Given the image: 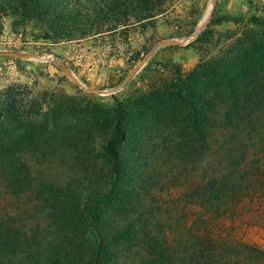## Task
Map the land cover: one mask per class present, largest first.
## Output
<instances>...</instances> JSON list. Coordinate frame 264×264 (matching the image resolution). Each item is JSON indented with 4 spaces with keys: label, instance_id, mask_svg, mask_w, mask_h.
Wrapping results in <instances>:
<instances>
[{
    "label": "trees",
    "instance_id": "trees-1",
    "mask_svg": "<svg viewBox=\"0 0 264 264\" xmlns=\"http://www.w3.org/2000/svg\"><path fill=\"white\" fill-rule=\"evenodd\" d=\"M164 4L165 0H0V19L9 13L14 25L35 20L52 28L47 38L72 40L111 32L101 31L108 22L128 26L127 19L117 16L134 9L137 23L145 27L163 13ZM79 23L87 29L77 31ZM251 24L228 37L217 54L202 57L188 73L173 67L169 82L130 97L126 104L112 96V114L93 109L92 125L111 129L103 147L106 181L96 187L41 180L36 195L46 215L44 222L29 226L23 218L0 214V264H124L119 251L136 244L146 248V256L156 257L152 264H176L178 252H170L168 242L156 236L147 239L145 226L135 229L134 224L117 219L140 189L136 184L141 178L138 156L125 159L120 147L130 139L143 142L154 130L166 133L163 153L170 154L183 143L194 156L208 161L218 133L233 142L239 138L242 149L229 146L226 150L225 172L217 167L196 188L202 204L216 216L239 202L252 186L251 177H264V14L252 17ZM205 37L201 32L194 42L201 43ZM66 110L51 103L44 107L37 99L24 103L14 85L0 89V196L27 194L31 177L26 157L36 154L43 138L69 132ZM174 140L178 142L171 151ZM252 148L261 152L255 171L248 161ZM184 247L191 251L184 264H240L239 259H215L217 247L199 243ZM247 248L257 254L251 264L264 262V252Z\"/></svg>",
    "mask_w": 264,
    "mask_h": 264
},
{
    "label": "rangeland",
    "instance_id": "rangeland-1",
    "mask_svg": "<svg viewBox=\"0 0 264 264\" xmlns=\"http://www.w3.org/2000/svg\"><path fill=\"white\" fill-rule=\"evenodd\" d=\"M212 1L211 17L202 31L206 33L205 39L201 43L188 41L207 15ZM136 13L134 9L117 16L119 20L127 19L128 26H124L126 22L121 25L108 22L101 31L111 32L72 40L47 38L45 35L52 28L35 20L14 25L11 14L1 17L0 89L14 85L24 103L37 99L44 102V107L47 103L66 107L64 118L69 132L43 138L36 154L27 155L29 190L20 198L1 193L0 214L23 218L29 226L44 222L46 215L37 205L36 195L44 179L59 184L76 181L102 186L108 173L103 147L111 129L109 125L105 128L92 125V110L112 114V96L126 104L130 97L169 82L173 67L182 74L188 73L202 57L217 54L228 43V37L250 28L252 17L264 14V0H165L163 13L145 27L137 23ZM75 29L84 31L87 26L79 23ZM170 41H186V44L158 49L124 83L153 47ZM150 135L143 142L130 139L120 147L125 159L131 154L133 158L138 156L136 167L141 178L136 184L140 189L136 188L130 204L117 219L134 224L135 229L145 226L147 239L156 236L168 242L170 252H178L174 255L176 264H184L187 252H191L184 244L190 243L217 247L215 259L253 263L251 259L256 253L247 246L264 252V177L253 175L252 186L244 191L241 200L226 214L219 212L217 216L202 204L196 191L215 169L225 172L226 150L229 146L242 149L239 138L233 142L231 137L218 133V142L209 160L204 161L183 143L174 148L176 140L170 149L174 148V152L163 153L166 133L152 130ZM251 153L248 161L253 162L251 171H255V161L261 152L252 148ZM142 233L139 229L140 238ZM145 249L136 244L120 250L119 254L124 264H152L156 257L146 256Z\"/></svg>",
    "mask_w": 264,
    "mask_h": 264
},
{
    "label": "water",
    "instance_id": "water-1",
    "mask_svg": "<svg viewBox=\"0 0 264 264\" xmlns=\"http://www.w3.org/2000/svg\"><path fill=\"white\" fill-rule=\"evenodd\" d=\"M212 8H213V1L211 2V6L209 11L207 12V15L205 16V18L203 19L202 23L199 25V27L197 29H195V31L192 33V35L190 36V38L188 39V41H193L195 40L199 34L203 31V29L205 28V26L208 23L209 18L211 17V12H212ZM186 44V41H170V42H165V43H160L157 46L153 47L148 53L147 55L144 57L143 61L137 66L135 67L130 75H128V77L124 80V83L126 81H128L131 77V75L135 74L136 72L139 71V69L155 54V52L162 48V47H166V46H180V45H184ZM14 57L16 58H22V56H18V55H14ZM40 60H45L44 58H39ZM66 75L72 80L74 81L76 84H78L79 86H81V84L76 81L71 75H69L68 71H65ZM120 89V88H119Z\"/></svg>",
    "mask_w": 264,
    "mask_h": 264
},
{
    "label": "bare ground",
    "instance_id": "bare-ground-1",
    "mask_svg": "<svg viewBox=\"0 0 264 264\" xmlns=\"http://www.w3.org/2000/svg\"><path fill=\"white\" fill-rule=\"evenodd\" d=\"M210 9V8H209ZM209 11V10H208Z\"/></svg>",
    "mask_w": 264,
    "mask_h": 264
}]
</instances>
